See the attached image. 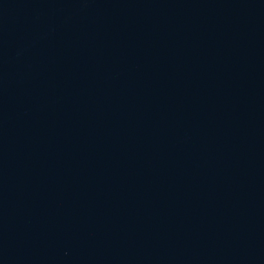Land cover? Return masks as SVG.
<instances>
[{"label":"water","instance_id":"obj_1","mask_svg":"<svg viewBox=\"0 0 264 264\" xmlns=\"http://www.w3.org/2000/svg\"><path fill=\"white\" fill-rule=\"evenodd\" d=\"M0 264H264V0H0Z\"/></svg>","mask_w":264,"mask_h":264}]
</instances>
